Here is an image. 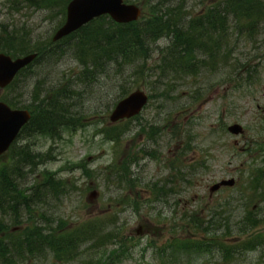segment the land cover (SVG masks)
I'll list each match as a JSON object with an SVG mask.
<instances>
[{
	"label": "rangeland",
	"instance_id": "rangeland-1",
	"mask_svg": "<svg viewBox=\"0 0 264 264\" xmlns=\"http://www.w3.org/2000/svg\"><path fill=\"white\" fill-rule=\"evenodd\" d=\"M126 1L142 9L139 21L148 19L147 0ZM167 1L181 5L187 19L213 4V0ZM58 10L34 6L29 0H0V29L24 33L26 38L25 50H16L23 54L14 57L39 49L44 54L17 77V83L0 90V100L28 109L34 95L41 97L49 88H61L74 78L68 88L75 103L69 110L79 119L77 126L62 129L56 137L24 133L0 158V168L10 166L19 148L29 146L38 157L20 184L22 188L44 184L27 210L21 207L16 218L2 216L6 227L0 243L12 251L10 244L20 241L25 229L34 225L69 236L72 245L77 241L73 250L63 251L59 258L38 246L34 255L26 253L13 264H158L157 253L169 236L162 229L164 224L174 226L175 244L204 240L212 248L185 253L181 264H264V32L238 42L230 54H216L215 60L200 55L193 74L191 67L172 74L168 61L161 62L160 51L168 42L162 37L151 44L147 60L138 59L132 65L122 60L120 66L107 63L106 70L99 69L98 74L91 69L90 78L84 79L77 75L88 60L75 56L77 47H82L75 44L77 37L51 43L64 22ZM136 90L149 97L141 113L111 123L115 104ZM233 123L243 127V135L227 132ZM147 136L156 145L162 142V154L170 157L177 200L174 217L160 218L155 212L151 185L157 160L146 155L156 156L159 149L145 146ZM127 147L128 155L136 154L134 164L125 163ZM125 168L140 174L138 187L128 180L138 191L136 200L125 198L127 189L122 192ZM166 172L165 168L162 173ZM49 175L63 187L47 189L45 176ZM230 178L235 180L233 188L211 195L213 184ZM95 191L96 197L89 199ZM134 205L138 212L131 214ZM249 213L258 225L242 231L241 220ZM193 223L203 230L197 231ZM145 224L151 231L137 234L136 229ZM124 248L130 258L122 255Z\"/></svg>",
	"mask_w": 264,
	"mask_h": 264
},
{
	"label": "trees",
	"instance_id": "trees-1",
	"mask_svg": "<svg viewBox=\"0 0 264 264\" xmlns=\"http://www.w3.org/2000/svg\"><path fill=\"white\" fill-rule=\"evenodd\" d=\"M29 1L34 6L46 9L59 7V15L65 17L64 8L68 0L61 3L53 2V0ZM147 1L151 5L150 16L143 22L118 25L112 23L108 17L102 16L61 40L77 37L75 44L82 47H77L78 54L75 56L80 61L88 60L86 68L83 70L82 66V71L77 75V78L82 75L84 79H89L92 73L91 69L97 72L99 69L104 71L107 63H116L117 66H120L119 62L122 60L130 65L138 59L147 60L151 44L162 37L168 38V42L160 51L161 62L168 61V69L172 74H175V71L182 72V69L186 67H191L189 73L193 74L195 73L193 67L200 55L206 54V58L215 60L216 54H230L238 42L252 39L264 32V0H213L212 6L206 12L198 13L188 19L182 14L181 5H171L167 0ZM199 3L202 2L199 1ZM25 44L24 33L6 28L0 29V52L12 56L23 54L16 50L23 52ZM42 50L33 52L38 53V56L41 57L44 55ZM88 51L93 54H87ZM37 59L38 57L34 61ZM23 71L19 73L20 76ZM165 76L167 75L165 74ZM16 79L8 88L19 81V78ZM73 83L74 78H71L61 88H54V86L41 97L34 95L32 103H30L32 116L21 133L56 137L62 129L77 126L78 116L69 110L75 103V96L68 88ZM5 102L14 108L17 106L10 100ZM37 157L29 146H22L10 159V166L0 168V233L6 227V223H4L6 220H3L2 216L16 218L21 207H23V211L27 210L28 203L32 204L33 197L37 196L36 193L41 191L40 188L44 186V184L37 186V183L32 184L31 187L22 188L23 185L20 184L26 175V170L36 164ZM45 177H47L45 179L47 189L63 187L60 181L55 182L52 176ZM138 185H141L140 182H137ZM133 207L138 209L136 205ZM251 214L242 218V231L258 225L256 219H251ZM193 225L197 231L203 230L197 223H193ZM40 227L34 225L25 229L22 239L10 244L12 251L8 250L7 245L0 243V262L13 264L15 258L24 257L26 253L34 255L38 246L41 251H47L48 255L54 259L59 258L63 251L75 248L76 239L72 245L73 240H70L69 236H57L54 230L47 227L44 230ZM189 243L193 245H188ZM209 249L212 248L204 240L176 242V244L173 243L172 248L173 259L164 264H181L182 262L179 260L185 256V253L195 251L200 254L210 251ZM113 255L119 257L118 253Z\"/></svg>",
	"mask_w": 264,
	"mask_h": 264
},
{
	"label": "water",
	"instance_id": "water-1",
	"mask_svg": "<svg viewBox=\"0 0 264 264\" xmlns=\"http://www.w3.org/2000/svg\"><path fill=\"white\" fill-rule=\"evenodd\" d=\"M104 15L109 16L117 24H127L138 20L141 9L135 4H126L123 0H70L66 6L65 21L54 32L52 42L61 40ZM35 57L34 53L12 59L0 53V89L7 87L17 73L28 66ZM148 100V95L140 90L128 94L115 104L109 115V121L115 123L137 116ZM29 119L30 114L27 110L12 109L8 104L0 101V156L10 148ZM227 131L235 136L243 133L239 124L229 125ZM233 185V179L222 180L211 186L210 192L217 191L221 186ZM96 195V192H92L89 194V199H94Z\"/></svg>",
	"mask_w": 264,
	"mask_h": 264
},
{
	"label": "flooded vegetation",
	"instance_id": "flooded-vegetation-1",
	"mask_svg": "<svg viewBox=\"0 0 264 264\" xmlns=\"http://www.w3.org/2000/svg\"><path fill=\"white\" fill-rule=\"evenodd\" d=\"M147 137L149 139V142L145 144V146L148 147L149 145H154L158 147L159 149V152L157 153L156 156L151 155L150 152L148 155H146L147 158H153L157 160L156 175L152 182L153 184L151 185L153 192H154V195L152 196V203L154 205L155 212L160 218L174 217L173 215L175 213V202L177 200L175 199V194H174V185H173L174 182H173V174H172V166H171L170 157L167 155V153L162 154L161 150L164 147V144L162 142L156 145L154 143L153 137L151 136H147ZM165 146L169 147V142L166 143ZM138 151L140 150L138 149ZM127 152H128V147L126 149V154H124V160H125L126 165L130 162L131 164H134L135 162H137L136 154L132 153L128 155ZM165 168L167 169L166 174L162 173V171ZM139 178H140V174L136 170H131L129 168L123 169L122 176H121V183H123L122 192H124L125 189H127L128 194L125 195V198H127L128 200L137 199L138 191L131 187V183H137L138 181L140 182ZM128 180H130L131 183ZM131 207H130L131 209L130 213L136 214L138 211L135 210L133 206ZM126 214H127V217L130 216L129 213H126ZM126 221L127 220H125V222ZM150 228L151 226L149 224H145L143 227L139 226L136 229V232L137 234L138 233L146 234L151 231ZM162 229H165L166 234H168L169 236L167 237V240H166L168 242L162 243V246L160 248L161 255L157 253V258L159 259L158 264H164V263H167V261L170 262L173 259L172 248H173V243H174V237L172 234L174 233V230H175L174 226L171 224L169 226L164 224V227H162ZM162 229L160 228V230ZM164 247L166 248V252L164 250ZM122 255L124 256V258L126 257L130 258L128 257L129 255H128L127 248L122 249ZM163 259L165 260V262L163 261Z\"/></svg>",
	"mask_w": 264,
	"mask_h": 264
}]
</instances>
